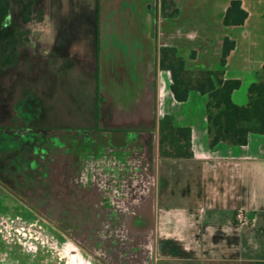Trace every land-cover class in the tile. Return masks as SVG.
I'll list each match as a JSON object with an SVG mask.
<instances>
[{"label":"crops","instance_id":"1","mask_svg":"<svg viewBox=\"0 0 264 264\" xmlns=\"http://www.w3.org/2000/svg\"><path fill=\"white\" fill-rule=\"evenodd\" d=\"M40 1L7 32L18 66L0 70V264H264V134L210 146L207 96L177 102L159 68L175 47L191 70L240 79L246 103L264 0H240L241 25L224 23L232 0H173L175 17L159 0ZM194 98L196 123L182 112ZM165 114L191 127L192 158L159 157Z\"/></svg>","mask_w":264,"mask_h":264},{"label":"trees","instance_id":"2","mask_svg":"<svg viewBox=\"0 0 264 264\" xmlns=\"http://www.w3.org/2000/svg\"><path fill=\"white\" fill-rule=\"evenodd\" d=\"M0 0V29L8 22L12 3L21 5L24 21L30 20L33 13V0ZM160 15L175 17L179 9L173 0H159ZM248 13L242 8L240 0H232L224 17L226 25L244 24ZM18 40L0 41V70L19 63ZM235 42L225 37L220 51V65L224 67L227 57L234 49ZM159 68L170 70L171 91L177 102L188 100L192 91L207 96L206 115L210 146L221 143L243 146L248 143L250 133L264 134V65L247 84L248 101L238 103L233 94L242 87L240 79L225 78L221 69L187 68L185 60L175 47L159 48ZM158 152L162 158H192V129L190 126L176 125L170 114L158 121Z\"/></svg>","mask_w":264,"mask_h":264},{"label":"rangeland","instance_id":"3","mask_svg":"<svg viewBox=\"0 0 264 264\" xmlns=\"http://www.w3.org/2000/svg\"><path fill=\"white\" fill-rule=\"evenodd\" d=\"M28 1V0H27ZM25 1V2H27ZM42 5V1L40 0H33V4H32V8L37 9L38 6ZM22 17L21 14V5L17 2L12 3L11 6V10L8 16V20L10 21L11 24L16 25L18 24V20ZM193 102L183 106L182 112L184 113V117L191 121V122H195L196 123V107H194V105L196 104V99H192ZM183 172V169L181 170ZM185 172V170H184ZM190 182V180H189ZM193 187H196V179H193V183L190 185L189 188V193L186 195L185 199H181V194L184 193L183 190H185V192L187 191L188 188H183V187H179L178 190H181L182 192L179 195L180 199L179 201L181 202V204L183 205L184 202H188V200L191 202V196L193 194ZM195 201V199H194ZM48 253V252H47ZM64 263V262H63ZM162 264V263H160Z\"/></svg>","mask_w":264,"mask_h":264},{"label":"flooded vegetation","instance_id":"4","mask_svg":"<svg viewBox=\"0 0 264 264\" xmlns=\"http://www.w3.org/2000/svg\"><path fill=\"white\" fill-rule=\"evenodd\" d=\"M21 22L22 23L26 22V21H24L23 17H21ZM16 25H19V24H16ZM11 26H13V24H11L10 21L8 20L7 24L2 29H0V41L3 43H6L7 41L12 40V39L18 40V42H19L18 47H17V51H18V48L20 47V44H21L20 40H19L20 37H18V35H14V34L10 37L7 35V32L9 31V28ZM19 62H20V55H19ZM18 64L16 66H18ZM12 67H15V66H12ZM12 67H9V68H12ZM6 69H8V68H6ZM1 70H5V69H1ZM158 155H159V152H158ZM160 158H162V157H160ZM235 221H236V218H235ZM236 223H237V221H236Z\"/></svg>","mask_w":264,"mask_h":264},{"label":"built area","instance_id":"5","mask_svg":"<svg viewBox=\"0 0 264 264\" xmlns=\"http://www.w3.org/2000/svg\"><path fill=\"white\" fill-rule=\"evenodd\" d=\"M235 218H236L237 223L240 224V225H245L248 222V219H247V216H246V212L243 211V210H239L236 213Z\"/></svg>","mask_w":264,"mask_h":264}]
</instances>
